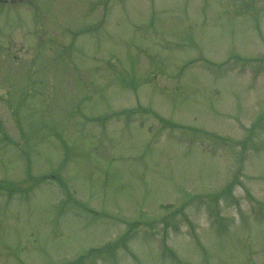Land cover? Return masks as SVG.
<instances>
[{"label":"rangeland","instance_id":"1","mask_svg":"<svg viewBox=\"0 0 264 264\" xmlns=\"http://www.w3.org/2000/svg\"><path fill=\"white\" fill-rule=\"evenodd\" d=\"M104 3L0 9V264H264V0Z\"/></svg>","mask_w":264,"mask_h":264},{"label":"trees","instance_id":"2","mask_svg":"<svg viewBox=\"0 0 264 264\" xmlns=\"http://www.w3.org/2000/svg\"><path fill=\"white\" fill-rule=\"evenodd\" d=\"M233 59H239V57H237V56H233ZM247 61H249V60H247ZM235 62V63H234ZM234 62H231V63H229V64H234V65H236V60L234 61ZM205 63H207V64H209V66L211 67V68H213L212 70L214 71H216V72H218L217 71V67H221V66H225V65H227V64H222V63H220V64H216V63H212V62H210V61H205ZM229 66H227V68H228ZM155 115V114H154ZM159 116V115H158ZM158 116H156L157 118H159ZM263 117H260L259 118V120H261ZM160 120L161 121H163L161 118H160ZM165 123H167V124H169L168 123V121L167 122H165ZM164 123V124H165ZM60 183H64V182H60ZM2 184H4L3 183V181H0V188L1 187H3V185ZM16 183L15 182H6V184H5V186H7V187H9V186H12V185H15ZM64 187H65V185H64Z\"/></svg>","mask_w":264,"mask_h":264},{"label":"flooded vegetation","instance_id":"3","mask_svg":"<svg viewBox=\"0 0 264 264\" xmlns=\"http://www.w3.org/2000/svg\"><path fill=\"white\" fill-rule=\"evenodd\" d=\"M0 38H2V32H0ZM0 54H5L3 51L2 43L0 45ZM1 57H4V56H1Z\"/></svg>","mask_w":264,"mask_h":264},{"label":"water","instance_id":"4","mask_svg":"<svg viewBox=\"0 0 264 264\" xmlns=\"http://www.w3.org/2000/svg\"><path fill=\"white\" fill-rule=\"evenodd\" d=\"M21 0H12L13 3L20 2Z\"/></svg>","mask_w":264,"mask_h":264},{"label":"bare ground","instance_id":"5","mask_svg":"<svg viewBox=\"0 0 264 264\" xmlns=\"http://www.w3.org/2000/svg\"><path fill=\"white\" fill-rule=\"evenodd\" d=\"M73 36H77L76 34H73Z\"/></svg>","mask_w":264,"mask_h":264}]
</instances>
